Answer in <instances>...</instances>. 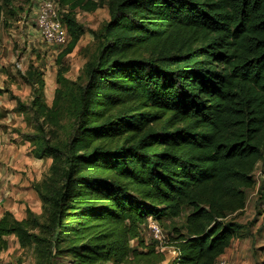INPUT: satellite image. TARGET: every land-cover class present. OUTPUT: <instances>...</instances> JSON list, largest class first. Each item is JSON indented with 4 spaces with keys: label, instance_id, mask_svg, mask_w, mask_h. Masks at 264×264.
<instances>
[{
    "label": "trees",
    "instance_id": "trees-1",
    "mask_svg": "<svg viewBox=\"0 0 264 264\" xmlns=\"http://www.w3.org/2000/svg\"><path fill=\"white\" fill-rule=\"evenodd\" d=\"M56 1L69 37L52 104L36 66L32 102L14 97L40 120L35 158L52 160L32 184L42 213L5 211L0 253L14 235L37 264H159L143 226L186 212L170 264H218L252 224L238 217L264 166V0ZM103 7L96 49L69 79L62 60L84 33L75 10Z\"/></svg>",
    "mask_w": 264,
    "mask_h": 264
},
{
    "label": "rangeland",
    "instance_id": "rangeland-1",
    "mask_svg": "<svg viewBox=\"0 0 264 264\" xmlns=\"http://www.w3.org/2000/svg\"><path fill=\"white\" fill-rule=\"evenodd\" d=\"M56 1V0H55ZM6 7L3 20L0 21V138L5 143L14 142L15 156L9 159V152H0V169L8 172L7 177L0 181V216L15 208L18 217L26 215L27 207L42 213L41 203L37 199L32 184L42 180L49 172L51 158L37 159L34 155L35 144L28 136L39 134L40 120L36 119L31 110H23L14 97H18L25 105L34 98L33 87L25 81V73L30 67L36 66L44 79V100L52 104L57 87L56 73L62 66L57 57L64 47L49 45L39 34L36 25V0H0ZM58 2V1H56ZM61 15L68 10L58 4ZM14 7V8H13ZM13 8L15 13H7ZM77 19L84 26V33L75 49L63 60L67 68L66 76L78 80L83 74L84 64L94 53L98 39L93 33L99 31L109 19L107 7L89 12L77 8ZM69 120H65L68 129ZM9 149V146L6 147ZM257 171V170H256ZM8 186L4 188L5 182ZM249 192L246 210L238 217L242 223H252L243 237H235L227 255L222 256L228 264H264L262 245L264 244V193ZM40 203V204H39ZM37 204V205H35ZM10 211V210H9ZM186 212L175 219L158 222L159 237L150 227L149 220L143 226V237L148 243H156L157 251L165 256L159 264H170L177 254L171 244L172 229L185 223ZM37 264V258L32 248H22L17 237H9V246L0 253V264ZM57 264H73L68 257L57 259ZM125 264H137L129 261Z\"/></svg>",
    "mask_w": 264,
    "mask_h": 264
},
{
    "label": "built area",
    "instance_id": "built-area-1",
    "mask_svg": "<svg viewBox=\"0 0 264 264\" xmlns=\"http://www.w3.org/2000/svg\"><path fill=\"white\" fill-rule=\"evenodd\" d=\"M58 3L55 0H36V25L39 34L49 44L53 46H61L67 43L69 37L68 27L62 19L60 11L58 10ZM256 186L254 194L264 193V171L257 169L255 171ZM150 227L153 229L155 235L159 237L161 232L158 222H151ZM262 254L264 255V245L262 247ZM218 264H228L226 260L221 257Z\"/></svg>",
    "mask_w": 264,
    "mask_h": 264
},
{
    "label": "crops",
    "instance_id": "crops-1",
    "mask_svg": "<svg viewBox=\"0 0 264 264\" xmlns=\"http://www.w3.org/2000/svg\"><path fill=\"white\" fill-rule=\"evenodd\" d=\"M5 138V137H4ZM4 138H0V146H1V148L3 149L4 148V152H5V154H7L8 152H9V159L11 158V160H13V158H14V156H15V154H14V152H15V150H13L15 147H14V142H12V143H5V144H3V143H1V142H4ZM5 146L6 147H8L9 146V149H6L5 148ZM2 149H0V152H1V155H2ZM257 169H260V170H262V171H264V166L262 165V164H259L258 165V168ZM7 173L8 172H6V171H2L1 169H0V181H3L6 177H7ZM8 184H10V183H7V181L5 182V186H4V188H6L7 186H8ZM33 189V188H32ZM255 190V189H254ZM36 193V192H35ZM253 193H254V191H253ZM36 196H37V199L39 200V202L41 203V201H40V199H39V197H38V195H37V193H36ZM39 203V204H40ZM9 205V204H8ZM8 205H6V207L8 208V210H10V211H12L13 212V214L15 215V217L16 218H18V219H22V218H24L25 216H23V217H18L17 215H16V213H15V208H13V207H8ZM35 205H37V204H35ZM35 211V210H34ZM2 215H3V213H2ZM1 215V216H2ZM0 216V217H1ZM237 237H243V236H237ZM235 239V238H234ZM233 243V242H232ZM232 245V244H231ZM264 245V244H263ZM262 245V246H263ZM231 247V246H230ZM230 247L227 249V251H226V253L224 254V255H227L228 254V252L231 250L230 249ZM223 255V256H224Z\"/></svg>",
    "mask_w": 264,
    "mask_h": 264
}]
</instances>
